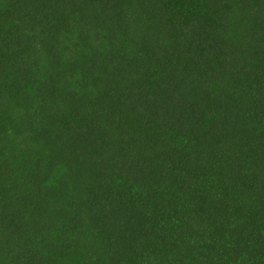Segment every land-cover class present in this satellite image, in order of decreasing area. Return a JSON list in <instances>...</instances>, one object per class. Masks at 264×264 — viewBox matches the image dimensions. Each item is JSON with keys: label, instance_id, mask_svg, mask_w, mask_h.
Masks as SVG:
<instances>
[{"label": "trees", "instance_id": "16d2710c", "mask_svg": "<svg viewBox=\"0 0 264 264\" xmlns=\"http://www.w3.org/2000/svg\"><path fill=\"white\" fill-rule=\"evenodd\" d=\"M0 264H264V0H0Z\"/></svg>", "mask_w": 264, "mask_h": 264}]
</instances>
